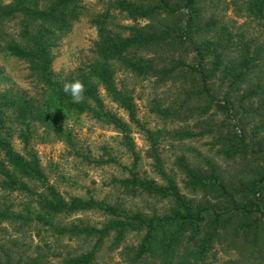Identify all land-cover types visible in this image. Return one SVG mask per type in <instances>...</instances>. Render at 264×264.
I'll use <instances>...</instances> for the list:
<instances>
[{"label": "rangeland", "instance_id": "rangeland-1", "mask_svg": "<svg viewBox=\"0 0 264 264\" xmlns=\"http://www.w3.org/2000/svg\"><path fill=\"white\" fill-rule=\"evenodd\" d=\"M115 1H80L78 18L53 49L56 80L65 82L80 65L93 59L98 39L94 23L97 16L110 11L108 22L110 28L116 30H120V25L147 23L145 20L133 21L125 13L111 9ZM243 2L207 0L202 5V22L210 21L217 27H225L231 34L229 59L238 62L235 57L245 50L244 42L250 47V55L259 53L250 74L242 82L233 81L223 72L209 79L210 92L216 99L208 110L204 111L207 100L200 93L199 79L194 80L188 73L189 65L197 64L194 54L186 51L185 45L175 44L173 48L164 46L157 53L149 54L155 58L157 68H174L170 75L141 76L117 66L116 85L132 97L134 120L100 87L104 110L122 119L127 125L126 131L108 123L106 118L98 119L93 112H60L55 116L53 126L34 125L28 147L18 132H14L11 136L14 148L22 154L29 150L36 152L46 183L54 186L66 200L93 198L111 206L116 214L95 207L60 214L51 218L47 225L37 220L26 225L2 221L1 261L5 258L4 252H9L14 260L40 257L47 264H57L60 258L53 254L76 256L95 247L97 264H130L122 252L139 244L143 230H126L120 236L117 231L110 230L97 245L98 236L95 234L61 233L58 228L102 229L113 220L127 216L139 214L149 218L155 214H169L176 208L173 196L156 195L145 190L139 182L149 181L165 187L170 178L185 198L199 203L208 201L231 211L230 230L217 239L210 258L214 264H264V241L255 240V234L259 233L256 221L262 229L261 238L264 237V218L253 217L249 220L251 223H244L231 204L218 203L213 194L189 186L186 171L187 167L207 171L214 165L234 188L245 185L258 171L257 159H227L221 151L223 142L236 132H242L248 141L253 140L257 128L264 123V21L248 16L245 11L237 13V4ZM178 20L169 19L168 24H179ZM19 30L16 20L0 22V89L40 98L42 88L30 76L28 64L1 50L2 42L17 38ZM226 62L231 61L227 59ZM251 89L256 93L253 91L250 97ZM217 100L221 104L226 101L233 104V111L229 114L222 110L216 105ZM151 135L155 138L154 148L149 138ZM156 156L164 173L157 165ZM3 157L0 152V160ZM29 184L34 191L45 192L41 182L29 181ZM236 198L241 200L240 196ZM0 209L35 216L38 197L6 189L0 177ZM241 224L246 226L244 233L233 237L235 228Z\"/></svg>", "mask_w": 264, "mask_h": 264}, {"label": "trees", "instance_id": "trees-1", "mask_svg": "<svg viewBox=\"0 0 264 264\" xmlns=\"http://www.w3.org/2000/svg\"><path fill=\"white\" fill-rule=\"evenodd\" d=\"M80 1H0V22L16 20L20 26L18 37L2 42L1 50L25 61L30 76L42 88L40 98L0 89V152L4 156L0 160L2 185L10 191L38 197L35 216L0 209V222L26 225L37 220L47 225L51 218L60 214L95 207L116 214L111 206L103 205L93 198L73 197L66 200L54 186L46 183L37 153L32 150L26 154L18 152L12 144L11 136L17 131L28 147L34 125L53 126L55 116L60 112H93L98 119L106 118L108 123L126 131L127 125L122 119L104 110L100 95V87H103L112 101L126 109L131 118L135 119L132 97L116 85L117 66L141 76L170 75L174 68H157L155 58L149 54L157 53L164 46L173 48L175 44L182 47L185 45L186 51L194 54L197 63L189 65L188 73L194 80L199 79L200 93L207 100L205 111L216 99L210 92L209 79L223 72L226 76L230 75L233 81L242 82L259 57L257 52L250 55V47L244 42L245 50L235 57L238 62L229 59L228 50L233 41L231 34L225 27H217L210 21L206 24L202 22V5L207 0H116L111 4V9L125 13L133 21L145 20L147 23L120 25V30H116L110 28L108 22L110 11L94 19L98 30L94 57L90 62L80 65L66 80L79 79L85 87L83 100L73 103L71 96L63 92V82L54 78L53 49L58 39L71 29L73 21L78 18ZM244 11L248 16L264 21V0H244L241 5L237 4L236 12ZM177 18L179 24H168L169 19ZM227 59L231 62H226ZM253 91L251 89L248 93L250 97L256 90ZM216 105L229 114L234 108L228 101L221 104L217 100ZM257 129L258 133H255L253 140L248 141L242 132H236L232 138L223 142L221 148L227 159L237 160L241 157L246 160L252 157L258 160V171L245 185L234 188L214 165L207 171L186 168L189 186L213 194L218 203L231 204L238 211L237 215L244 219V223H251L249 220L253 217L264 218V123ZM149 138L154 148L155 138L152 135ZM156 157L157 165L163 172L159 158ZM29 181L41 182L45 192L34 191ZM167 181L165 187L149 181H140L139 185L159 196H173L176 208L169 214H155L149 218L137 214L113 220L102 229L73 226L69 229L58 228V231L95 234L98 236V245L110 230L117 231L118 236L126 230H143L144 235L139 244L127 247L122 252L130 264H214L210 258L217 239L230 230L231 211L220 209L208 201L199 203L187 199L179 193L177 185L170 178ZM256 223L259 224L258 221ZM258 224L259 233L255 234L257 242L264 241ZM242 225L235 228L233 237L244 233L246 226ZM4 253L5 258L3 261L0 258V264H47L40 257H29L27 261L14 260L12 253ZM53 255L60 258L57 264H97L95 247L76 256L63 257L60 253Z\"/></svg>", "mask_w": 264, "mask_h": 264}, {"label": "clouds", "instance_id": "clouds-1", "mask_svg": "<svg viewBox=\"0 0 264 264\" xmlns=\"http://www.w3.org/2000/svg\"><path fill=\"white\" fill-rule=\"evenodd\" d=\"M63 92L71 96L73 103H80L83 100L85 87L79 79L65 81L63 82Z\"/></svg>", "mask_w": 264, "mask_h": 264}]
</instances>
